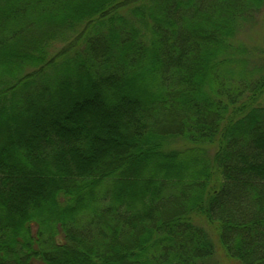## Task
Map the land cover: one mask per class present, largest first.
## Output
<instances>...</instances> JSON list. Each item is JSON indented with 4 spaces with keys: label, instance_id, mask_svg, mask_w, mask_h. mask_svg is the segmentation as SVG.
I'll list each match as a JSON object with an SVG mask.
<instances>
[{
    "label": "trees",
    "instance_id": "1",
    "mask_svg": "<svg viewBox=\"0 0 264 264\" xmlns=\"http://www.w3.org/2000/svg\"><path fill=\"white\" fill-rule=\"evenodd\" d=\"M259 15L0 0V264H264Z\"/></svg>",
    "mask_w": 264,
    "mask_h": 264
},
{
    "label": "rangeland",
    "instance_id": "2",
    "mask_svg": "<svg viewBox=\"0 0 264 264\" xmlns=\"http://www.w3.org/2000/svg\"><path fill=\"white\" fill-rule=\"evenodd\" d=\"M262 16L263 15L258 16L257 23H255L254 25H251V24H248L247 26L245 25V27L240 31V33L236 37V42L238 44L246 45L249 48H253V49H251L252 51H250V54H252V56H250V57L259 66H260V64L264 66V27L262 25V23H263ZM63 46H64V43L56 44V48H62ZM94 112L98 113L97 110H94L93 113ZM86 114L84 116L85 118H83V120H82V122H84V123H85V121H87L89 119V117H88L89 114H87V115ZM185 144H187V143H185ZM181 146H183L181 143L175 145L176 148L177 147L180 148ZM199 221H201L200 218L195 217L193 220V223H196L199 226L205 225V228H207V230H210V228L206 224H204L203 222H202V224H200ZM209 232L211 233V235H213V238L217 244L216 237L214 236V234L211 231H209ZM216 247H217V252H216L217 254L211 260L213 262L212 264H234L232 261H229L226 259L224 251L219 246V244H217Z\"/></svg>",
    "mask_w": 264,
    "mask_h": 264
}]
</instances>
